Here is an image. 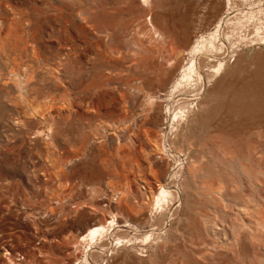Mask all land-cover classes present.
Segmentation results:
<instances>
[{
  "label": "rangeland",
  "instance_id": "rangeland-1",
  "mask_svg": "<svg viewBox=\"0 0 264 264\" xmlns=\"http://www.w3.org/2000/svg\"><path fill=\"white\" fill-rule=\"evenodd\" d=\"M226 2L0 0V264H79L92 226L152 218L160 183L182 159L156 150L185 65L176 53L213 27ZM256 43L243 50L254 66L230 78L227 98L206 103L189 132L168 134L172 149L189 152L171 183L185 187L171 238L157 248L125 235L104 264H264Z\"/></svg>",
  "mask_w": 264,
  "mask_h": 264
},
{
  "label": "bare ground",
  "instance_id": "bare-ground-1",
  "mask_svg": "<svg viewBox=\"0 0 264 264\" xmlns=\"http://www.w3.org/2000/svg\"><path fill=\"white\" fill-rule=\"evenodd\" d=\"M144 1L148 2V0ZM226 3L228 6L227 11L220 15L217 12V16H215L217 17V21L215 20L216 22H213L214 24L212 23L213 27L207 24L210 28H205L206 31H201L202 33L197 38L195 35L196 39L192 45L187 49L179 50L175 56L176 61H185V65L180 74V78L170 93L171 104L166 109L168 120L165 128L162 129V142L161 144H156V150L161 155L168 153L171 156L176 155V157L182 159L178 162V165L174 166L169 180L160 183L158 192L153 198L152 210L154 214L152 213V218L148 220L151 224V229L148 231L145 230V223H149L148 221L144 224L132 223L129 219L119 221L117 215L113 216L109 222L106 221L105 223L94 225L81 238V242H85L86 247L79 264H104L103 262L106 261L105 255L108 256L110 250L112 252L113 250L115 251L116 245L114 247V242H122L121 238L125 235H144L145 239H150L157 248H161L162 244L164 245L171 238L167 229V223L171 222L174 217H178V212L183 206L185 189L184 186L183 188L171 183L176 179L177 175L179 176V172L184 164L187 163L185 162L187 160L185 154L189 152L182 151L183 149L178 150L179 148L176 150L174 148L172 149L171 144L169 145L167 143V140L170 138L168 134L170 135L171 132V134L176 133V135H179L183 133L182 131L184 129L188 131L191 123L201 116L206 103H214V100H219L220 102V100L227 98V91L230 92L232 88L236 87L233 81L234 79L232 80L230 78L239 74L242 75L244 71L247 72L249 70L248 67H251L254 64L253 61H256L253 60L255 56L253 55L254 52L252 49L255 45L252 44L256 42L257 45L264 44V6L259 5L253 8H246L247 10L242 7L234 10L231 0H227ZM237 12L239 13L237 14ZM204 22L203 24L205 26L206 21ZM252 28L255 30L253 31ZM157 34L159 37L160 34L156 32ZM248 45H251L252 49L244 53V47ZM262 64L264 65V61L258 65L261 66ZM259 137L264 138L263 132H260ZM192 157L194 156L192 155ZM199 162L200 158H192L191 164L189 163L192 172L198 170ZM241 209L242 211L245 210L244 208ZM112 255L114 254L112 253L111 257Z\"/></svg>",
  "mask_w": 264,
  "mask_h": 264
}]
</instances>
